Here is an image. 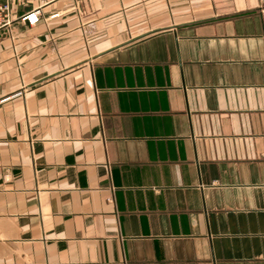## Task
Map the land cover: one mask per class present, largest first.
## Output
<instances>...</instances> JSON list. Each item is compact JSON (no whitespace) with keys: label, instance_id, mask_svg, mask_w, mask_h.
<instances>
[{"label":"crops","instance_id":"0c3cea01","mask_svg":"<svg viewBox=\"0 0 264 264\" xmlns=\"http://www.w3.org/2000/svg\"><path fill=\"white\" fill-rule=\"evenodd\" d=\"M0 1V264H264V0Z\"/></svg>","mask_w":264,"mask_h":264},{"label":"built area","instance_id":"2783aa9c","mask_svg":"<svg viewBox=\"0 0 264 264\" xmlns=\"http://www.w3.org/2000/svg\"><path fill=\"white\" fill-rule=\"evenodd\" d=\"M40 15H41L40 11L36 10L28 13L27 15H24L21 19L23 21H28L29 24L31 25H34L39 22ZM11 23H12L11 7L8 2L0 1V30L10 26ZM5 177L7 180H10L12 178L10 174H7Z\"/></svg>","mask_w":264,"mask_h":264}]
</instances>
